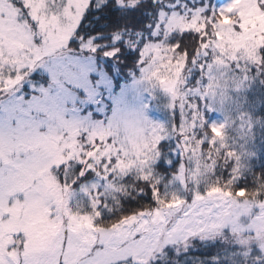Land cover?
Returning <instances> with one entry per match:
<instances>
[{
    "label": "snow or ice",
    "instance_id": "obj_1",
    "mask_svg": "<svg viewBox=\"0 0 264 264\" xmlns=\"http://www.w3.org/2000/svg\"><path fill=\"white\" fill-rule=\"evenodd\" d=\"M261 151L264 0H0V264H264Z\"/></svg>",
    "mask_w": 264,
    "mask_h": 264
},
{
    "label": "rangeland",
    "instance_id": "obj_2",
    "mask_svg": "<svg viewBox=\"0 0 264 264\" xmlns=\"http://www.w3.org/2000/svg\"><path fill=\"white\" fill-rule=\"evenodd\" d=\"M155 98L157 101H159V108L154 109L151 104L150 100V106L146 110V115L149 119L153 121H158V122H167L169 119V111L166 107V104L168 103V97L161 91L157 90L155 92ZM147 99V97H146ZM213 119H216V116L213 114Z\"/></svg>",
    "mask_w": 264,
    "mask_h": 264
},
{
    "label": "trees",
    "instance_id": "obj_3",
    "mask_svg": "<svg viewBox=\"0 0 264 264\" xmlns=\"http://www.w3.org/2000/svg\"><path fill=\"white\" fill-rule=\"evenodd\" d=\"M159 101H157L156 98L151 100V104L152 107H154V109L159 108ZM261 135L262 133L260 132V130H257V135H256V143L257 145L261 144ZM261 159L259 161H253L252 163L254 165H256V171H260L262 168H264V151H261L260 153Z\"/></svg>",
    "mask_w": 264,
    "mask_h": 264
}]
</instances>
